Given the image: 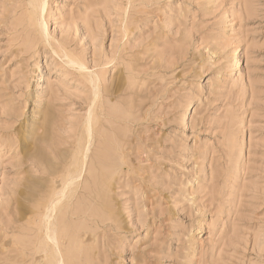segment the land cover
Segmentation results:
<instances>
[{"label":"rangeland","instance_id":"obj_1","mask_svg":"<svg viewBox=\"0 0 264 264\" xmlns=\"http://www.w3.org/2000/svg\"><path fill=\"white\" fill-rule=\"evenodd\" d=\"M58 201L63 264H264V0H0V264Z\"/></svg>","mask_w":264,"mask_h":264},{"label":"bare ground","instance_id":"obj_2","mask_svg":"<svg viewBox=\"0 0 264 264\" xmlns=\"http://www.w3.org/2000/svg\"><path fill=\"white\" fill-rule=\"evenodd\" d=\"M93 123H94L93 121L89 120L88 124L86 125V132L88 135L87 140H86V144L90 143V138L92 135L90 133H91L92 127L94 125ZM85 148H86V146L84 147L82 153L80 154V158L78 159L77 168H75V170L72 173H70V174H72L71 177H69V176H68L69 178L66 177L67 178L66 184L64 185L62 190L59 192L60 197L59 196L58 197H59L60 201H61V198L63 199L66 190L69 189L71 184L73 185L75 178L79 177L82 174L84 165L86 163V158H87V153H85ZM58 204H59V201H58V203L53 202L46 209L47 214L44 217V219H45V221H44L45 222L44 223V230H45L44 235L45 236L43 235V237H42L43 240H42V242H40V245H39L40 246L39 251L44 253V255L50 254V253H48V249L50 248V244L52 245V250H51V254H50L52 256L49 255V257L50 258L52 257L53 264H63L64 263V256L62 253L64 237L61 236V233L60 234L57 233V226H56V215H57ZM42 223H43V221H42ZM40 252H38V253L40 254Z\"/></svg>","mask_w":264,"mask_h":264}]
</instances>
